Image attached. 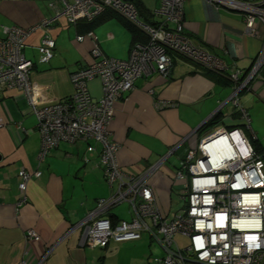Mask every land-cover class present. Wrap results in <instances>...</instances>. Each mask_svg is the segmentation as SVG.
Instances as JSON below:
<instances>
[{"label":"crops","instance_id":"1","mask_svg":"<svg viewBox=\"0 0 264 264\" xmlns=\"http://www.w3.org/2000/svg\"><path fill=\"white\" fill-rule=\"evenodd\" d=\"M51 1L0 0V25H35L54 14ZM135 2L141 20L151 24L160 20L155 14L159 0ZM183 11V32L193 43L240 70L242 80L264 49V25L259 23L258 33L250 34L241 12L214 7L205 0H186ZM88 30L94 38L77 40L78 34ZM49 33L55 46L48 62L38 60L41 30L28 36L24 49L33 63L32 105L15 89L0 91V264H155L153 258L163 256L164 251L145 231L138 240L110 241L103 248L81 244V221L95 210L98 199L115 194L119 183L105 180L100 143L92 138L61 141L41 158L38 120L32 110V106H49L72 95L70 74L91 61L94 40L107 56L126 59L132 35L110 12L90 26L72 25L61 16ZM217 73L175 53L167 76L156 72L138 78L113 104L107 128L120 146L117 162L125 171L145 177L161 212L169 218L179 210L173 208L172 197L180 196L184 184L176 173L185 150L198 137L218 128L245 126L240 110L228 99L234 81L228 74ZM87 87L93 98L101 97L99 78L89 80ZM237 96L249 115L251 130L246 134L264 146L255 131L256 126H264V61ZM161 101L168 105L159 107ZM154 166L158 167L148 171ZM20 169L41 172L27 182L25 202H19ZM123 202L128 205L125 209L119 207ZM104 216L112 222L130 220L131 206L122 200ZM28 230L35 231L38 238H28ZM175 241L183 246L187 239L176 235Z\"/></svg>","mask_w":264,"mask_h":264},{"label":"built area","instance_id":"2","mask_svg":"<svg viewBox=\"0 0 264 264\" xmlns=\"http://www.w3.org/2000/svg\"><path fill=\"white\" fill-rule=\"evenodd\" d=\"M185 1L159 0L155 14L160 20L155 24L141 20L131 0H52L49 6L54 14L35 25L23 28L1 24L0 91L15 89L32 105L30 74L33 63L25 56L24 49L33 31H42L36 48L39 62L46 63L52 58L55 46L49 29L57 18L63 16L75 25L81 20L92 21L107 9L121 14L145 35L143 41L131 44L128 57L107 56L94 40L91 61L70 74L72 95L49 106H32L38 120L41 158L61 141L73 143L92 138L100 143L99 161L105 180L110 184L119 183L115 194L98 199L95 210L81 221V244L103 248L110 241L138 240L145 231L164 251L163 256L153 258L155 264H264V146L256 149L246 134V130H251L249 115L237 96L259 71L264 49L240 80V70L231 68L222 58L196 45L183 32ZM205 1L214 7L241 12L245 30L250 34L258 33L259 23L264 25V0ZM85 37L94 38L93 32L76 36L77 40ZM175 53L206 69L228 74L234 81L228 99L240 110V120L245 126L218 128L198 137L185 150L176 173L177 178L184 180L179 194L183 205L169 218L161 212L145 177L119 166L116 156L120 146L111 138L107 127L114 102L131 90L140 77L156 72L167 76ZM96 77L102 89L98 99L90 95L87 87V82ZM167 105L168 102L161 101L158 106ZM40 175L39 170L18 171L19 202L27 200V182ZM122 200L130 204L132 218L112 222L104 212ZM26 235L38 238L33 230H28ZM176 235L186 238L187 242L180 246L175 241Z\"/></svg>","mask_w":264,"mask_h":264},{"label":"trees","instance_id":"3","mask_svg":"<svg viewBox=\"0 0 264 264\" xmlns=\"http://www.w3.org/2000/svg\"><path fill=\"white\" fill-rule=\"evenodd\" d=\"M134 4H136L135 0H131ZM105 12H110L112 13L115 17L119 18L125 25L126 27L128 28V30L130 31L131 35H132V42L134 41H143L145 39V35L134 25L132 24L131 22H129L127 19H125L121 14L113 11V10H110V9H107L105 10L104 12H102L99 16H97L95 19H93L92 21H85V20H81V21H78L75 25H79V24H83V23H86L90 26V24L94 23L95 20L97 18H99L103 13ZM145 22V21H144ZM157 23V22H156ZM155 24V23H154ZM88 31H92V30H88ZM87 31V32H88ZM144 38V39H143ZM143 39V40H142ZM208 72H212V73H217L213 70H209L207 69ZM219 74V73H217ZM252 143L253 145L256 147V149H259L261 148L262 145H260L258 143L257 140H254L252 139Z\"/></svg>","mask_w":264,"mask_h":264},{"label":"rangeland","instance_id":"4","mask_svg":"<svg viewBox=\"0 0 264 264\" xmlns=\"http://www.w3.org/2000/svg\"><path fill=\"white\" fill-rule=\"evenodd\" d=\"M257 128H255V131L258 133V136H259V140L261 143L264 144V126H256ZM173 199V208L176 209V208H180L181 205L183 204V200L179 198V196L177 197L176 195H174L172 197ZM126 202H123L120 204L119 207H122V208H127V204Z\"/></svg>","mask_w":264,"mask_h":264}]
</instances>
